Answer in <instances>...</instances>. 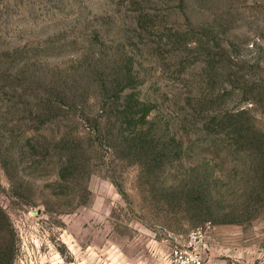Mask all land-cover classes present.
Segmentation results:
<instances>
[{"label": "rangeland", "instance_id": "1", "mask_svg": "<svg viewBox=\"0 0 264 264\" xmlns=\"http://www.w3.org/2000/svg\"><path fill=\"white\" fill-rule=\"evenodd\" d=\"M242 109L264 132V0H0L4 264H174L192 233L264 264Z\"/></svg>", "mask_w": 264, "mask_h": 264}, {"label": "trees", "instance_id": "2", "mask_svg": "<svg viewBox=\"0 0 264 264\" xmlns=\"http://www.w3.org/2000/svg\"><path fill=\"white\" fill-rule=\"evenodd\" d=\"M248 109H242L236 113H232L228 116L224 115L221 120L222 129L225 130L227 140L231 142L232 146L239 147L238 149H244L246 152L245 157L248 159L250 172L252 174V183L247 188L246 194L248 197L254 200L261 201L264 198V132L260 131L256 125L247 116ZM141 136V135H140ZM139 136V137H140ZM138 138H135L139 140ZM122 145V144H120ZM135 144L130 143L128 148L130 150L135 149ZM189 191V198L191 199V207L193 209H199L204 214L211 213V208L214 206L209 200L211 196L207 190L197 191V189L191 188ZM195 200L199 204L195 203ZM194 201V203H193ZM225 222H234L225 221ZM3 223L8 224V216L0 206V228ZM9 225V224H8ZM8 251L11 253L6 255V264H13L14 242L9 246ZM5 259L0 256V264H4Z\"/></svg>", "mask_w": 264, "mask_h": 264}, {"label": "built area", "instance_id": "3", "mask_svg": "<svg viewBox=\"0 0 264 264\" xmlns=\"http://www.w3.org/2000/svg\"><path fill=\"white\" fill-rule=\"evenodd\" d=\"M199 236L192 233L182 247H177L172 251L174 264H203L202 258L197 252Z\"/></svg>", "mask_w": 264, "mask_h": 264}]
</instances>
